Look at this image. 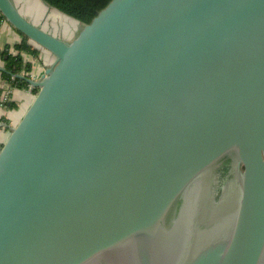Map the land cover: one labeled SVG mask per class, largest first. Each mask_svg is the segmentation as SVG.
<instances>
[{"label": "water", "instance_id": "water-1", "mask_svg": "<svg viewBox=\"0 0 264 264\" xmlns=\"http://www.w3.org/2000/svg\"><path fill=\"white\" fill-rule=\"evenodd\" d=\"M0 142V264H264V0H110ZM6 59V58H5ZM5 72V68H0Z\"/></svg>", "mask_w": 264, "mask_h": 264}, {"label": "trees", "instance_id": "trees-1", "mask_svg": "<svg viewBox=\"0 0 264 264\" xmlns=\"http://www.w3.org/2000/svg\"><path fill=\"white\" fill-rule=\"evenodd\" d=\"M51 7L57 9L63 14L70 16L81 23H88L96 13L101 10L110 0H42ZM5 22L0 14V24ZM18 33V32H17ZM22 40L20 43L12 47H6L2 52V57L5 63V72L1 75L3 79L8 81L11 86L18 89L27 88V83L18 79H14L13 75L23 74L26 77L30 76L31 64L23 60L22 54L37 56L38 51L29 44L28 40L18 33ZM10 48L12 52H9ZM6 58V59H5ZM7 104V103H6ZM10 105V104H9ZM12 107V104L10 105Z\"/></svg>", "mask_w": 264, "mask_h": 264}, {"label": "crops", "instance_id": "crops-1", "mask_svg": "<svg viewBox=\"0 0 264 264\" xmlns=\"http://www.w3.org/2000/svg\"><path fill=\"white\" fill-rule=\"evenodd\" d=\"M16 5L18 6L17 3ZM18 7L20 9V6ZM28 18L32 20L30 16ZM21 40L22 37L7 23L2 22L0 24V68L5 67L4 58L2 57L3 50L6 47H12L13 45L20 43ZM32 47L38 51L37 56L34 57L29 54H22V57L25 62L30 63L32 66L29 77L37 78L43 72L44 68L51 63L52 58L47 52L40 50L33 45ZM9 52L13 53L11 48ZM1 74L2 73L0 72V102L1 96H4L5 92L8 93V101L6 102L7 104L4 103L3 105H0V142L7 131L5 124L10 125L16 119L18 113L27 103L33 92V90L30 89H18L11 86L8 81L3 79ZM9 104H12V107Z\"/></svg>", "mask_w": 264, "mask_h": 264}, {"label": "rangeland", "instance_id": "rangeland-1", "mask_svg": "<svg viewBox=\"0 0 264 264\" xmlns=\"http://www.w3.org/2000/svg\"><path fill=\"white\" fill-rule=\"evenodd\" d=\"M20 6L21 13L26 17H31L33 22L43 25L47 30L52 31L66 39L71 38L78 29L79 24L75 21L58 14L52 10H47L39 5L36 0H15Z\"/></svg>", "mask_w": 264, "mask_h": 264}, {"label": "built area", "instance_id": "built-area-1", "mask_svg": "<svg viewBox=\"0 0 264 264\" xmlns=\"http://www.w3.org/2000/svg\"><path fill=\"white\" fill-rule=\"evenodd\" d=\"M8 92V91H7ZM8 101V93L5 92L4 96H1V102L0 105H3Z\"/></svg>", "mask_w": 264, "mask_h": 264}, {"label": "bare ground", "instance_id": "bare-ground-1", "mask_svg": "<svg viewBox=\"0 0 264 264\" xmlns=\"http://www.w3.org/2000/svg\"><path fill=\"white\" fill-rule=\"evenodd\" d=\"M37 1V3H39V5L41 6V7H43V8H46V7H44L38 0H36ZM48 10V9H47ZM50 10V9H49ZM48 10V11H49ZM52 11H54V10H52ZM54 12H56V11H54ZM57 13V12H56ZM59 14V13H58Z\"/></svg>", "mask_w": 264, "mask_h": 264}]
</instances>
